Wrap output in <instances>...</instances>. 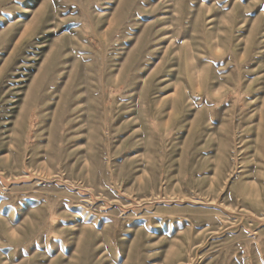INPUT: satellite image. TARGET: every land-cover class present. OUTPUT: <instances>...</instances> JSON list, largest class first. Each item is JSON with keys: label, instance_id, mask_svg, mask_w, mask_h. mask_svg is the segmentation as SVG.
<instances>
[{"label": "rangeland", "instance_id": "374dc122", "mask_svg": "<svg viewBox=\"0 0 264 264\" xmlns=\"http://www.w3.org/2000/svg\"><path fill=\"white\" fill-rule=\"evenodd\" d=\"M0 264H264V0H0Z\"/></svg>", "mask_w": 264, "mask_h": 264}]
</instances>
